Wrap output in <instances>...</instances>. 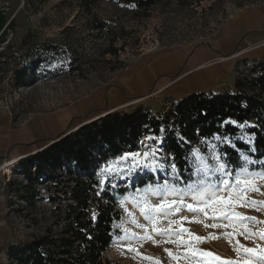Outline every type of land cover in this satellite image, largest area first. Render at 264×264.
Masks as SVG:
<instances>
[{
  "label": "rangeland",
  "instance_id": "rangeland-1",
  "mask_svg": "<svg viewBox=\"0 0 264 264\" xmlns=\"http://www.w3.org/2000/svg\"><path fill=\"white\" fill-rule=\"evenodd\" d=\"M254 4H264V0H158L150 8L110 0L94 4L82 0H0V101L17 122L75 105L98 91H106L141 56L161 48L201 45L218 32L230 14ZM254 61L240 59L234 73L235 82L239 77L250 74ZM23 67L29 69L26 82L16 78ZM235 82L232 85L225 83L223 90L235 91ZM103 96L106 97L105 94ZM133 100L117 110L129 112L142 108L149 111L151 117L163 119L174 112L178 103L171 97L153 95ZM108 110L106 103L97 111L76 120L75 124L83 125L110 113ZM163 134L162 131V135L145 137L140 150L134 152L140 154L135 160L131 156L121 160L124 153L104 163L99 171L103 184L116 194L122 211V218L115 224L116 235L104 254L112 264H155V261H160V264H202L206 259L182 257L177 262L169 258L165 249L178 254L186 252L187 248L178 246L175 235L154 232L152 223L141 213V204L137 203L148 186L163 185L165 181L183 186L180 181L172 180L175 175L171 171L172 156L163 150ZM241 137L248 140L246 135ZM222 143L221 138L215 137L195 147L191 160L192 173L198 167L194 153L202 155L214 166L210 148L216 144L219 151ZM149 145L151 150H157L163 170L144 166L152 164L151 158L148 161L143 158V153L150 151ZM196 150H200L199 153ZM261 168L259 162L250 166L254 171ZM192 173L187 172V180L181 174L184 184L199 179ZM20 181L24 180L18 167L11 172L0 167V188L13 205L9 216L10 227L15 242L25 243L43 234L54 220L50 216V204L44 202L35 211L29 210L24 201L11 193V183ZM143 181L146 184L140 186ZM255 185L259 191L249 189L246 198L264 202V179L256 180ZM149 199L153 205L160 203L159 197L151 196ZM185 203L195 202L186 198ZM208 211L209 216L206 217L201 212L181 207L176 214L157 216L156 227L169 229L168 222L173 220L178 223L171 225V231L179 232L181 218L187 217L182 226L189 233L199 237H219L193 241L191 247L211 252L221 260L239 261L240 264L250 257L242 249L238 252V245L264 247V240L259 235L242 234L244 230L235 218L230 224V220L221 218L219 213L215 214L216 218H211V209ZM228 211L259 221L244 222L250 232L264 231V203L236 204ZM192 220L199 222H189ZM213 224L217 227L205 226ZM137 225H144L151 238L141 240L134 237L132 233L145 235V230ZM183 239L189 240L188 233L183 234ZM168 240L173 242L166 243Z\"/></svg>",
  "mask_w": 264,
  "mask_h": 264
},
{
  "label": "trees",
  "instance_id": "trees-1",
  "mask_svg": "<svg viewBox=\"0 0 264 264\" xmlns=\"http://www.w3.org/2000/svg\"><path fill=\"white\" fill-rule=\"evenodd\" d=\"M82 1L94 4L102 0ZM110 1H125L139 8H150L158 2ZM28 76L29 69L23 67L16 78L26 82ZM235 88L187 95L163 119L151 117L142 108L116 110L66 132L22 159L17 167L24 181L12 182L11 193L29 210L35 211L44 202L50 204L54 221L31 241L11 243L7 264H112L104 254L116 235L115 224L122 218V211L99 171L111 158L140 150L145 137L164 132L163 150L172 156V163L186 180L187 172L193 171L195 147L215 137L234 142L235 148L224 142L220 146L230 162L244 152L258 162L264 161V60L254 61L250 74L239 77ZM229 121L256 127L241 129ZM251 133L254 138L249 145L241 136ZM253 146L254 153L250 152ZM145 184L143 181L139 185ZM8 205L13 206L9 199Z\"/></svg>",
  "mask_w": 264,
  "mask_h": 264
},
{
  "label": "crops",
  "instance_id": "crops-1",
  "mask_svg": "<svg viewBox=\"0 0 264 264\" xmlns=\"http://www.w3.org/2000/svg\"><path fill=\"white\" fill-rule=\"evenodd\" d=\"M263 57L264 4H254L230 14L218 32L201 45L161 48L141 56L106 91H98L75 105L17 122L0 101V167L3 169V164L11 160L19 164L66 132L77 129L82 123L75 124L76 120L106 103L108 112H113L133 99L150 95L180 100L192 93L224 92L225 83L235 82L240 59ZM10 209L8 197L0 188V264L8 263V247L15 242Z\"/></svg>",
  "mask_w": 264,
  "mask_h": 264
},
{
  "label": "snow or ice",
  "instance_id": "snow-or-ice-1",
  "mask_svg": "<svg viewBox=\"0 0 264 264\" xmlns=\"http://www.w3.org/2000/svg\"><path fill=\"white\" fill-rule=\"evenodd\" d=\"M228 123L236 125L238 128L244 129L246 127L254 128L255 125H249L247 122L239 123L236 121H229ZM248 135L247 143L249 145L253 144L254 133L246 134ZM152 139V138H149ZM183 140V138H181ZM221 140L231 147L235 148L234 142H232L227 137H221ZM150 151L143 153V158L145 161H148L150 158L152 164H145L144 166L149 168H155L163 170V165L159 162V157L157 155V150H151V145L148 146ZM218 145L213 144L210 148L212 155L210 159L214 162V166L208 163V159L202 155H197L194 153L196 160L198 161V167L192 173L193 177H199V179L191 180L190 182L184 184L181 174L176 168L175 163L171 164V171L175 173L172 177L173 181H180L183 186L177 183H169L165 181L163 185L158 186H148L143 190V195L140 201H137L138 204H141V213L144 215V218L150 221L153 225V231L157 234L177 237L176 243L178 246L187 248V251L184 253L174 254L170 249H165V252L169 258L179 261L183 258L195 259L196 257H204L202 264H240L239 261L235 260H221L218 256H215L213 253L208 251H201L199 249L191 247L193 241L201 242L205 239H219V237H199L195 236L188 232L187 229L183 228V221H187V217L181 218L180 222V231L173 233L171 231V225L178 223L177 221L169 220V229H161L156 227L157 216L159 215H168L176 214L179 212L181 207L186 208L188 211L192 212H201L206 217L209 216V209H211L212 217L216 218V213L220 214L221 218L229 219L230 224L232 223V218H235V222L239 223L243 228V233L246 235H259L261 240H264V231L259 233L250 232L245 226L244 222L256 221L254 217L242 216L240 213L229 212L228 209L230 206L236 204H252L257 205L258 203L255 200L249 201L246 198V193L249 189L253 191H259V188L256 187L255 181L259 179H264V161H259L262 165L260 171H254L250 169V166L255 165L258 161L251 158L248 152L238 153L237 161H229L226 159L228 153L223 150H217ZM200 150H196V153H199ZM256 151L255 147L250 148V152L254 153ZM139 153H125L122 156L121 160H127L129 156L135 160ZM233 165L235 169L233 170ZM213 179V177H217ZM227 192L228 195L225 196L223 193ZM99 194V193H98ZM151 196H156L160 198V203L153 205L149 199ZM171 197V199H170ZM186 198H190L195 203H185ZM95 218V214H93ZM192 223H198L199 221H189ZM138 227L145 230L144 236H138L136 233H132L134 237L139 239H150L151 237L147 235V229L144 225H137ZM206 227H217V225H205ZM228 227V225H225ZM188 233L189 240L185 241L183 239V234ZM173 241L168 240L166 243H171ZM242 249L243 253L247 254L250 259L243 261V264H264V247L257 246L256 248H248L242 245H238V252ZM134 250V249H129ZM147 258V257H146ZM150 259V258H149ZM155 264H160V261H155Z\"/></svg>",
  "mask_w": 264,
  "mask_h": 264
},
{
  "label": "bare ground",
  "instance_id": "bare-ground-1",
  "mask_svg": "<svg viewBox=\"0 0 264 264\" xmlns=\"http://www.w3.org/2000/svg\"><path fill=\"white\" fill-rule=\"evenodd\" d=\"M17 166H18V161L17 160H11V161L5 162L2 167L6 172H11L14 169H16Z\"/></svg>",
  "mask_w": 264,
  "mask_h": 264
}]
</instances>
